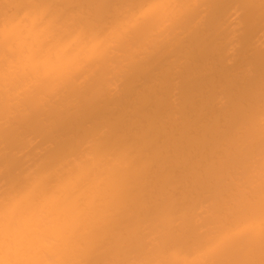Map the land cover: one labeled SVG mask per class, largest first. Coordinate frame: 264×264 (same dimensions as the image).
Returning a JSON list of instances; mask_svg holds the SVG:
<instances>
[{
    "label": "bare ground",
    "instance_id": "6f19581e",
    "mask_svg": "<svg viewBox=\"0 0 264 264\" xmlns=\"http://www.w3.org/2000/svg\"><path fill=\"white\" fill-rule=\"evenodd\" d=\"M227 1L0 0V264H264V0Z\"/></svg>",
    "mask_w": 264,
    "mask_h": 264
},
{
    "label": "rangeland",
    "instance_id": "374dc122",
    "mask_svg": "<svg viewBox=\"0 0 264 264\" xmlns=\"http://www.w3.org/2000/svg\"><path fill=\"white\" fill-rule=\"evenodd\" d=\"M222 1L225 2V0H222ZM226 1H227V0H226ZM228 1L231 2V0H228ZM228 1H227V2H228ZM220 2H221V0H220ZM224 2H222L221 4L224 5ZM217 4H218V5H217ZM219 4H220V3L217 2L214 6L217 5V7H218ZM226 4H227V3L225 2V5H224L225 8H226V6H227ZM223 5H220V6H219V10L217 9V7H215V12L212 10L210 13H212V12H214V13L211 14V15L213 16V15L215 14L213 17L218 16L219 13L216 12V10H217V11H220V10H221L220 7L223 6ZM228 5H229V4H228ZM224 6H223V8H222V7H221V8H222V9H225ZM227 8H228V6H227ZM220 12L222 13L223 10L220 11ZM224 12H225V10H224ZM216 14H218V15H216ZM242 14H244V13H241L239 16H241ZM246 14H248V13H246ZM246 14L244 15L245 17H246ZM248 15H249V14H248ZM241 17H242V16H241ZM245 17H243V18H245ZM249 18H250V17H249ZM249 18H248V19H249ZM240 19H241V18H240ZM250 19H251V18H250ZM242 20H243V19H242ZM245 20H246V18H245ZM243 21H244V20H243ZM253 21H254V19H253ZM256 22H258V21H256ZM256 22L253 24V25H255L256 27H257L256 24H258V28H260L261 26H263L262 24H260L261 22H260V23H259V22L256 23ZM243 23L246 24V25L248 24V23H245V21H244ZM250 23H251V24L253 23L252 20H251ZM250 23H249V26H250ZM259 24H260L261 26H260ZM213 25H214V24H213L212 22L209 24V26H213ZM242 25H243V24H242ZM209 26H208V27H209ZM249 26H248V29L252 30L254 33H255V32H256V33L259 32V31H254L256 28H255V29L252 28V25H251L250 28H249ZM241 27H243V28H241V31H242V30L244 29V25L241 26ZM246 27H247V26H246ZM246 27H245V28H246ZM211 28L213 29V27H211ZM211 28H208V29H210V30H207V31H212ZM245 30H246V31H245ZM245 30H243L244 32H242V33H243V34L241 35L242 37L239 36V37H240V41H241V39H243L241 42H243L242 44H243L244 46L238 44L239 46H237L236 54H237L238 52L241 53L242 51H246V50H244L243 48L247 49V48H248V44L251 43V42H250V43H248V42H249V41H252V40L254 39V38H252V37H254V36L256 35V33L254 34V33L252 32V33H253V36L251 37V36H250V35H252V34H251V31H250V34H249V32H248L249 30H248V31H247V29H245ZM257 30H258V29H257ZM241 31H240V32H241ZM245 32H248V34H249L250 37H249V36L247 35V33H246V36L243 38V36L245 35ZM240 34H241V33H239V35H240ZM239 37H238V38H239ZM247 38H250V39H252V40L248 39V41H247ZM245 39H246V40H245ZM246 41H247V42H246ZM241 42H239V43L241 44ZM246 43H247V45H246ZM241 46H242V49L240 48ZM238 50H239V51H238ZM241 50H242V51H241ZM261 50H262V49H261ZM261 50H260V53L262 54V52H264V48H263V51H262V52H261ZM214 51L217 52V50H214ZM237 51H238V52H237ZM216 52H213V53L211 54V56H213L214 53L216 54ZM258 52H259V51H258ZM239 53H238V54H239ZM243 53H244V52H243ZM243 53H241V54L244 55ZM238 54H237V56H236V58H235L236 62L234 61L236 64H237V61H238V60H237ZM241 54H240V55H241ZM254 54H255V52H254ZM254 54H251V55H253L252 57H253L257 62H254L255 60H254V59H251L252 62H253V63H252L253 66L255 65V67L257 68V70H258L259 68H262V69H263V68H264V54H262V55L260 54V55H261V56H260L259 53H257V51H256V54H255V55L257 56V59H258V56H259V59H258V60L256 59V56H254ZM257 54H258V55H257ZM242 55L238 57L239 61H240V58H242ZM200 56H201V57H199V58L196 59L194 66H198L197 64H198L199 62H197V61H199V59H200V58L202 59V57H203L202 55H200ZM216 56H218V54H216ZM262 56H263V57H262ZM204 57H205V56H204ZM214 57H215V56H214ZM260 57H261V58H260ZM215 58H216V57H215ZM250 58H251V57H250ZM262 58H263V59H262ZM204 59H205V58H204ZM204 59H203V60H204ZM242 59H243V58H242ZM260 60H261V61H260ZM200 61H202V60H200ZM239 61H238V64H239ZM196 62H197V64H196ZM202 62H204V61H202ZM202 62H201V64H202ZM234 62H233V63L231 64V66H230L231 69H232V66H233V65H234V66L236 65V64H234ZM240 62H242V60H241ZM260 62H261V63H260ZM201 64H200V65H201ZM241 64H242V63H240L239 66H241ZM259 64H260V65H259ZM257 65H258V66H257ZM261 65H262V67H261ZM259 66H260V67H259ZM255 67H254V69H256ZM233 68H234V67H233ZM236 68H239V67L236 66ZM254 71H256V70H254Z\"/></svg>",
    "mask_w": 264,
    "mask_h": 264
}]
</instances>
